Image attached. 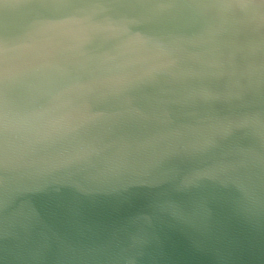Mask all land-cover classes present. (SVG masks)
Segmentation results:
<instances>
[{"label": "water", "instance_id": "1", "mask_svg": "<svg viewBox=\"0 0 264 264\" xmlns=\"http://www.w3.org/2000/svg\"><path fill=\"white\" fill-rule=\"evenodd\" d=\"M0 264H264V0H0Z\"/></svg>", "mask_w": 264, "mask_h": 264}]
</instances>
